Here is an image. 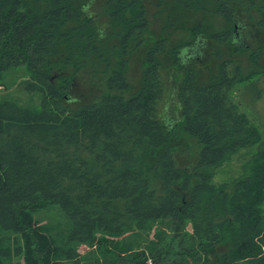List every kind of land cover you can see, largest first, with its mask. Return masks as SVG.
<instances>
[{"label":"trees","instance_id":"16d2710c","mask_svg":"<svg viewBox=\"0 0 264 264\" xmlns=\"http://www.w3.org/2000/svg\"><path fill=\"white\" fill-rule=\"evenodd\" d=\"M255 29L264 0H0V264H264V131L231 95L243 82L254 112L264 97ZM134 50L146 66L126 98ZM253 145L246 172L214 180Z\"/></svg>","mask_w":264,"mask_h":264},{"label":"rangeland","instance_id":"374dc122","mask_svg":"<svg viewBox=\"0 0 264 264\" xmlns=\"http://www.w3.org/2000/svg\"><path fill=\"white\" fill-rule=\"evenodd\" d=\"M207 14V19L205 23L211 30H223L228 27L226 21L224 20L223 16L217 14L213 7L211 6L209 11L206 12ZM166 12L161 11V9H158L157 6H155V3L151 5L150 7V17L153 21L151 28L156 30L157 32L160 30L162 27L163 21L165 19ZM256 26H254L255 28ZM183 30V31H182ZM182 30H179L177 34L175 35V39L181 43H186V42H193L195 39V34L193 31L190 29L184 28ZM251 34L246 35L243 37L242 40L245 42L248 41L250 43L251 48H255L258 44L261 42L264 44V32L263 31H257L255 30H250L249 31ZM154 36L152 32L147 33L148 40L145 43L152 44L154 41ZM215 44V42H213ZM212 43V44H213ZM248 44V43H247ZM211 46V45H210ZM215 51L222 52L226 56H230L235 59L237 62H243L244 65L249 64V54L251 50H235L234 46H230L227 41L224 42H217L215 45ZM141 49V48H140ZM206 50V49H205ZM209 52H211V48L209 49ZM143 52L142 50H137L133 51L128 59H129V69L127 72V76L130 82L131 88L121 92L126 98L129 97L130 95L134 94L141 88V83H142V77H143V72L146 66V63L144 62L143 59ZM114 63H116L117 58L113 57ZM263 65H264V57H263ZM116 64H114V67ZM166 67L169 66V63L165 64ZM104 65H102L98 70L102 69ZM111 69H109L110 72ZM173 69L170 68V73ZM88 77L87 75H84ZM83 75H81V80L84 78ZM176 77L174 78L172 85L174 89H177V84H176ZM263 82V87H264V81ZM243 86V82L238 83V85L231 91V95L234 101L238 102L240 105V108L242 111L246 112L250 118L258 124L264 131V97L257 103V112H254L252 109H250L245 103L240 102L238 97H237V92L238 89ZM173 94V93H172ZM175 98V99H174ZM170 99L173 100V107L176 106V108H173L174 110L178 111V101L175 96L170 95ZM174 112V116L177 117L180 112ZM182 135L185 137V140L188 141L190 144V150L191 152H196L198 150V143L195 139L192 137H189L187 133L181 129ZM257 146H249V147H244L241 148L237 153L231 155V157L225 161L221 166L217 167L215 169V177L214 180L216 182H228L230 183L233 181L235 178L239 177L242 175L244 172H246V168L249 164V161L252 159L253 154L257 151ZM191 159V157H185L184 163H188ZM264 208V204H263ZM51 216H56L57 213L55 211H51ZM88 249V246L82 245L80 247L81 252H85Z\"/></svg>","mask_w":264,"mask_h":264}]
</instances>
